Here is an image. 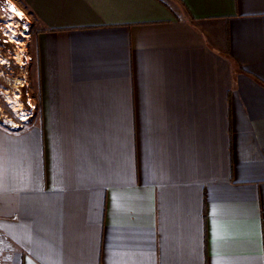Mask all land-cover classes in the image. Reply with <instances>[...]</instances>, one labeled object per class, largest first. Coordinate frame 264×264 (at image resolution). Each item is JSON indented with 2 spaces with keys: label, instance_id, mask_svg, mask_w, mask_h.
I'll return each instance as SVG.
<instances>
[{
  "label": "crops",
  "instance_id": "1",
  "mask_svg": "<svg viewBox=\"0 0 264 264\" xmlns=\"http://www.w3.org/2000/svg\"><path fill=\"white\" fill-rule=\"evenodd\" d=\"M37 111L0 125V264H264V0H16Z\"/></svg>",
  "mask_w": 264,
  "mask_h": 264
},
{
  "label": "rangeland",
  "instance_id": "2",
  "mask_svg": "<svg viewBox=\"0 0 264 264\" xmlns=\"http://www.w3.org/2000/svg\"><path fill=\"white\" fill-rule=\"evenodd\" d=\"M16 3V0H13ZM7 0H0V54L6 60L5 63L0 58V125L10 123L17 125L21 123L20 110H16L15 104L9 102V96H14L16 92L20 95L23 108L29 107L27 101L37 103L34 97V66L36 61L35 33L37 31L36 22L29 13L24 12L27 19L15 21L17 34L12 38L8 31V21L10 17L5 10ZM17 4V3H16ZM18 5V4H17ZM19 6V5H18ZM25 23L28 28H25ZM26 33V36L23 34ZM27 34H29L27 36ZM14 104V105H13ZM27 106V107H25ZM37 111V109H36ZM27 118L31 121L36 117ZM24 120V121H25ZM3 127V126H2Z\"/></svg>",
  "mask_w": 264,
  "mask_h": 264
},
{
  "label": "bare ground",
  "instance_id": "3",
  "mask_svg": "<svg viewBox=\"0 0 264 264\" xmlns=\"http://www.w3.org/2000/svg\"><path fill=\"white\" fill-rule=\"evenodd\" d=\"M5 10L10 17V20L8 21V25H7L8 31L11 34V37L13 38L17 34L16 33L17 30L14 24L15 21L13 22V19L16 18L18 21L24 20V19H27V16L24 13V11L13 0H7ZM25 28H28L27 23H25ZM23 34L26 36V33H23ZM28 35L29 34H27V36ZM0 58H1V61L5 63L6 60L1 56V54H0ZM8 100L9 102L15 104L16 110H20L19 115L22 120H25L28 118L29 112L23 108L22 103L20 101V95L18 92H16L13 97L9 96Z\"/></svg>",
  "mask_w": 264,
  "mask_h": 264
},
{
  "label": "built area",
  "instance_id": "4",
  "mask_svg": "<svg viewBox=\"0 0 264 264\" xmlns=\"http://www.w3.org/2000/svg\"><path fill=\"white\" fill-rule=\"evenodd\" d=\"M29 107H27V109L29 111H31V114L29 117H32L34 116V112H36V109H37V105L34 103V102H30V101H27ZM24 106V105H23ZM27 120V119H26ZM24 121V120H21V123L17 124V125H11L10 123H2V126L7 130V131H10V132H19L21 131L22 129H25L26 127H28L30 121Z\"/></svg>",
  "mask_w": 264,
  "mask_h": 264
}]
</instances>
